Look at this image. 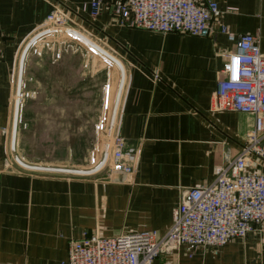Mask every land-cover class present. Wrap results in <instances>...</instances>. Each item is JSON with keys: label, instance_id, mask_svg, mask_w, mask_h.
<instances>
[{"label": "crops", "instance_id": "crops-1", "mask_svg": "<svg viewBox=\"0 0 264 264\" xmlns=\"http://www.w3.org/2000/svg\"><path fill=\"white\" fill-rule=\"evenodd\" d=\"M90 1L0 0V264H65L69 243L83 234H163L182 194L212 182L253 128L252 116L218 108L217 83L234 51L218 24L257 36L264 54V0H212L221 15L210 37L120 27L111 0L92 19ZM55 8L123 67L115 131L139 149L133 178L108 171L85 180L51 176L22 163L59 154L60 105H25L15 129L13 105L22 49ZM250 165L247 172L264 176V161L251 157ZM153 264H264V221L218 250L180 247Z\"/></svg>", "mask_w": 264, "mask_h": 264}, {"label": "built area", "instance_id": "built-area-1", "mask_svg": "<svg viewBox=\"0 0 264 264\" xmlns=\"http://www.w3.org/2000/svg\"><path fill=\"white\" fill-rule=\"evenodd\" d=\"M102 3V0L90 1L92 19L99 15ZM109 5L118 26L160 35L210 37L221 15L212 0H111ZM67 21L65 13L57 8L45 20L58 25ZM47 33L43 31L39 39ZM218 33L234 46V51L225 56V78L217 83L215 99L220 110L252 116L253 128L245 144L235 158L216 168L212 182L182 194L166 232L146 231L113 238L83 234L81 239L69 243L65 264H153L161 255L180 247L218 250L233 240L245 238L263 223L264 176L249 173L247 169L251 167V157L264 161V54L257 36L234 35L222 24H218ZM32 41L24 46L25 52L36 44V40ZM19 68L14 93L17 108L21 98L20 64ZM116 107L102 159L94 169L84 173L43 171L51 176L84 180L105 171L135 177L139 149L127 146L116 134Z\"/></svg>", "mask_w": 264, "mask_h": 264}, {"label": "rangeland", "instance_id": "rangeland-1", "mask_svg": "<svg viewBox=\"0 0 264 264\" xmlns=\"http://www.w3.org/2000/svg\"><path fill=\"white\" fill-rule=\"evenodd\" d=\"M43 31L48 33L39 39ZM47 38L52 40L55 50L61 49L62 55L56 62L52 61L50 48L46 46L45 41L49 40ZM32 40L44 44H41L42 50L41 45L39 46L40 56H36L37 52L31 54V47L24 56L22 51V58L20 57L21 68L24 64L25 76L31 78L26 85L29 99L24 105L59 104L61 108L58 126L59 154L57 157H50L53 154L45 155L43 157L49 158L37 162L54 163L60 168H65L59 169L60 172H86L99 157L94 152L95 148L98 149V143L106 145L109 139L108 123L120 99L124 82L123 67L100 47V43L69 21L64 25L45 22L29 37L26 44ZM33 43L34 41L29 45ZM108 58L116 62L117 67ZM13 105L16 113L15 123L17 104ZM103 114L105 119L101 118ZM50 126L45 124L44 133L50 131ZM42 139L44 141L46 137ZM16 150L12 148V157L16 156ZM67 169L73 172H68Z\"/></svg>", "mask_w": 264, "mask_h": 264}, {"label": "water", "instance_id": "water-1", "mask_svg": "<svg viewBox=\"0 0 264 264\" xmlns=\"http://www.w3.org/2000/svg\"><path fill=\"white\" fill-rule=\"evenodd\" d=\"M47 39H49V38H47ZM41 41L43 42V40H41ZM51 41L52 40L49 39V40L45 41V43H46V46L48 48H50L52 61L56 62L57 60L60 59L62 53H61V49H59V48H57L55 50V45ZM76 41H78V40H76ZM41 44H44V43H36L32 47V49L30 50V53L31 54H35V52H37L38 54L36 56H40L41 50L43 49V46ZM40 45H41V50L39 49ZM23 63H24V61H23ZM21 78H22L21 79V98H20L19 109H18V114H17L16 126L17 125L20 126L22 124V112H23L24 107H25L24 103H25V101L27 99H29V92L26 90V85L29 82L28 79H31V78H28L27 76H25L24 64H23V67H22V76H21ZM101 118L105 119L104 118V114H103V116ZM101 118H100V120H102ZM109 124L110 123H108V128H109ZM104 146H105V143H101V144L98 143V149L97 148L94 149V152L97 153L99 155V157L95 161L96 163L93 165V167H91L89 170L94 169L100 163V161L102 159V156H103ZM22 163H24V165H26L27 167H30V168H33V169H42V170L65 169V168H60L59 165H54V163L53 164H47V163L28 164V163H25L23 161H22ZM89 170H87V171H89Z\"/></svg>", "mask_w": 264, "mask_h": 264}, {"label": "bare ground", "instance_id": "bare-ground-1", "mask_svg": "<svg viewBox=\"0 0 264 264\" xmlns=\"http://www.w3.org/2000/svg\"><path fill=\"white\" fill-rule=\"evenodd\" d=\"M25 50H26V47L22 50L23 51V56H24ZM21 58H22V54H21ZM16 104H17V100H16ZM76 173H84V172L83 171H77Z\"/></svg>", "mask_w": 264, "mask_h": 264}]
</instances>
